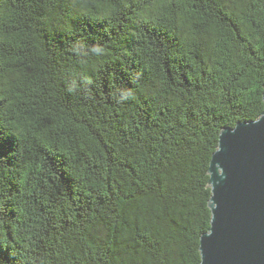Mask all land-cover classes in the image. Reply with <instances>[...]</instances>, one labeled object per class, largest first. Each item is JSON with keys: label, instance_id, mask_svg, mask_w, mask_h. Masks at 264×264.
<instances>
[{"label": "clouds", "instance_id": "9594fccd", "mask_svg": "<svg viewBox=\"0 0 264 264\" xmlns=\"http://www.w3.org/2000/svg\"><path fill=\"white\" fill-rule=\"evenodd\" d=\"M196 2L194 12L193 0H25L16 11L0 0V144L12 142L0 155V253L8 254L0 264H76L80 240L53 230L48 212L38 214L42 203L59 214L62 173L73 185L80 181L79 189L90 167L86 134L72 121L92 123L101 90L114 107L160 95L171 88L165 64L173 59L190 63L196 75L202 66L213 72L212 58L220 55L212 41L222 39L208 27L216 4ZM231 6L250 8L248 0ZM257 8L264 34V3ZM247 53L234 44L222 76L205 77L191 95L172 88L171 96L181 102L183 95L182 107L197 104L209 125L213 117L231 121L250 109L264 111V42Z\"/></svg>", "mask_w": 264, "mask_h": 264}, {"label": "trees", "instance_id": "16d2710c", "mask_svg": "<svg viewBox=\"0 0 264 264\" xmlns=\"http://www.w3.org/2000/svg\"><path fill=\"white\" fill-rule=\"evenodd\" d=\"M241 2L214 0L217 19L208 27L222 39L212 41L220 55L212 58L213 72L202 66L196 75L190 63L181 65L173 59L165 64L171 88L160 95L114 107L101 90L89 113L92 123L72 121L86 134L85 160L91 161L90 167L79 189L80 181L73 185V178L62 173L63 183L56 192L61 198L59 214L52 215V205L43 203L38 214L48 212L53 230L59 228L80 240L83 250L74 257L76 264H199V237L211 217L207 169L219 131L239 120L255 119L261 110L250 109L231 121L213 117L209 125L198 115L197 104L182 107L183 95L178 102L171 90L195 94L202 90L205 77L222 76L229 70L227 53L234 44L248 48V55L257 51L264 42L257 5L264 0H248L250 8L243 12L233 10L231 5ZM6 3L16 11L25 8V0ZM192 10H197L196 0ZM162 40L168 46L167 33ZM204 111L211 110L206 105ZM11 150L10 140L0 144V155ZM0 256L8 259L7 250Z\"/></svg>", "mask_w": 264, "mask_h": 264}, {"label": "water", "instance_id": "95a60500", "mask_svg": "<svg viewBox=\"0 0 264 264\" xmlns=\"http://www.w3.org/2000/svg\"><path fill=\"white\" fill-rule=\"evenodd\" d=\"M207 173L211 217L199 264H264V111L220 129Z\"/></svg>", "mask_w": 264, "mask_h": 264}]
</instances>
